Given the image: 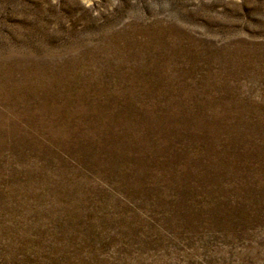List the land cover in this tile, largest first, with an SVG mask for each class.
I'll list each match as a JSON object with an SVG mask.
<instances>
[{"label":"rangeland","instance_id":"374dc122","mask_svg":"<svg viewBox=\"0 0 264 264\" xmlns=\"http://www.w3.org/2000/svg\"><path fill=\"white\" fill-rule=\"evenodd\" d=\"M0 264H264V0H0Z\"/></svg>","mask_w":264,"mask_h":264}]
</instances>
